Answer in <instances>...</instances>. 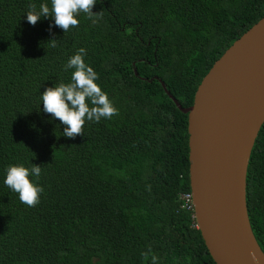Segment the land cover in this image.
Here are the masks:
<instances>
[{"label":"trees","instance_id":"trees-1","mask_svg":"<svg viewBox=\"0 0 264 264\" xmlns=\"http://www.w3.org/2000/svg\"><path fill=\"white\" fill-rule=\"evenodd\" d=\"M30 3L51 8L0 0V264H215L180 208L190 192L188 116L159 80L191 106L214 62L264 17V0H96L100 15L81 12L66 33L51 17L31 25ZM80 48L118 115L68 138L40 95L71 82L65 65ZM17 164L41 167L34 207L4 183ZM246 204L264 253V123Z\"/></svg>","mask_w":264,"mask_h":264},{"label":"water","instance_id":"water-1","mask_svg":"<svg viewBox=\"0 0 264 264\" xmlns=\"http://www.w3.org/2000/svg\"><path fill=\"white\" fill-rule=\"evenodd\" d=\"M159 82L188 116L189 185L209 255L215 264H264L246 204L247 168L264 123V17L214 62L191 106Z\"/></svg>","mask_w":264,"mask_h":264},{"label":"clouds","instance_id":"clouds-1","mask_svg":"<svg viewBox=\"0 0 264 264\" xmlns=\"http://www.w3.org/2000/svg\"><path fill=\"white\" fill-rule=\"evenodd\" d=\"M96 0H51V8L47 3H41L39 7L35 3L28 5L27 21L35 25L41 18L51 17L55 26H58L66 33L71 28L79 25L77 16L87 13L91 18L92 8ZM51 28V25H50ZM52 46H56V40ZM86 50L80 48L77 54L69 58L65 70L74 69L70 83H56L53 87L47 88L41 94L43 111L51 114L53 119H58L65 127L63 135L68 138H75L77 135H84L83 129L86 121L99 122L102 118L111 119L118 115V109L96 83L98 74L84 60ZM41 167L32 164L25 167L24 164L9 166L4 180L6 186L19 194L23 204L34 207L40 202L43 186L39 184ZM253 261L257 259L255 252H250Z\"/></svg>","mask_w":264,"mask_h":264},{"label":"built area","instance_id":"built-area-1","mask_svg":"<svg viewBox=\"0 0 264 264\" xmlns=\"http://www.w3.org/2000/svg\"><path fill=\"white\" fill-rule=\"evenodd\" d=\"M179 200H180V208L182 210L192 213V218L195 220L194 205H193V198L191 191L180 194ZM195 227L197 228V224H195Z\"/></svg>","mask_w":264,"mask_h":264}]
</instances>
